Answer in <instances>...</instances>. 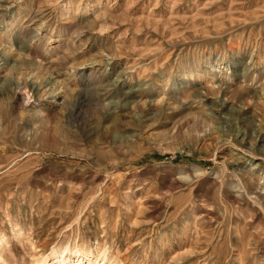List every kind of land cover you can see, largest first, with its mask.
<instances>
[{
  "label": "rangeland",
  "instance_id": "rangeland-1",
  "mask_svg": "<svg viewBox=\"0 0 264 264\" xmlns=\"http://www.w3.org/2000/svg\"><path fill=\"white\" fill-rule=\"evenodd\" d=\"M264 264V0H0V264Z\"/></svg>",
  "mask_w": 264,
  "mask_h": 264
},
{
  "label": "bare ground",
  "instance_id": "bare-ground-1",
  "mask_svg": "<svg viewBox=\"0 0 264 264\" xmlns=\"http://www.w3.org/2000/svg\"><path fill=\"white\" fill-rule=\"evenodd\" d=\"M62 262H63V264H65L64 261H62Z\"/></svg>",
  "mask_w": 264,
  "mask_h": 264
}]
</instances>
